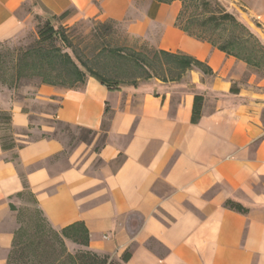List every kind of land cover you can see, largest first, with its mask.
<instances>
[{
	"label": "crops",
	"instance_id": "obj_1",
	"mask_svg": "<svg viewBox=\"0 0 264 264\" xmlns=\"http://www.w3.org/2000/svg\"><path fill=\"white\" fill-rule=\"evenodd\" d=\"M230 4L247 11L240 18L264 41V0ZM181 8L180 1L0 0V42L70 11L64 25L114 20L131 37L213 72L116 89L95 78L79 90L37 85L33 96L31 85L1 87L14 147L0 139V264H8L26 195L55 231L83 222L88 250L112 258L129 251L128 264H264V75L176 27ZM196 95L204 103L194 124ZM51 103L52 113H34ZM50 120L93 138L66 143ZM228 200L248 213L228 209Z\"/></svg>",
	"mask_w": 264,
	"mask_h": 264
},
{
	"label": "trees",
	"instance_id": "obj_2",
	"mask_svg": "<svg viewBox=\"0 0 264 264\" xmlns=\"http://www.w3.org/2000/svg\"><path fill=\"white\" fill-rule=\"evenodd\" d=\"M175 1L182 3L176 27L189 36L203 41V43H210L229 56L259 68V65L254 64L252 58L242 56L236 52L234 42L220 45L207 34L209 29L216 30L226 24L238 26L253 34L254 31L244 20L235 14H230L219 2L214 0H153L154 3L159 5L172 4ZM188 3L197 7L195 13H190ZM70 14L71 12L67 11L53 18L58 22H63ZM40 21L44 23L41 24ZM92 21L96 23L91 35L95 44L91 47V51L87 52L89 48L80 49L74 43V39L70 36V28L63 25L57 28L50 19L38 18V40L36 44L20 52L15 62L14 81L9 84L8 82H1L0 88L7 87L10 90H19L24 86L35 83L37 85L79 90L84 88L88 79L95 78L108 89H116L119 86L121 87L119 82L121 77L116 75L111 77L109 75L108 70L112 65L121 66L128 71L137 73L133 79L126 83L134 87L139 81L152 78L162 81L179 80L187 71L191 72L194 69H199L208 76L213 74L210 67L205 63L182 53L165 52L148 44H143L140 49H135L116 42L118 40L112 38L116 34L115 26L123 23L114 20ZM126 33L128 34L127 30ZM101 69L106 70L103 73ZM203 103L204 97L196 95L192 117V123L194 124L199 123L202 118ZM0 131L2 132L0 139L4 148L14 147L13 143L10 142V145L7 143L9 137L3 135V133H9L10 135L12 133V118L9 113L0 111ZM85 131L94 134L92 131ZM226 207L241 214L248 213L246 208L232 200L226 202ZM12 209L16 210L14 206H12ZM22 229L20 227L16 232L8 264H13V261L19 264H30L31 258L28 253L19 246V236ZM56 236L62 248H64L62 252H57V258L52 259L42 253L39 255L41 257L35 258L36 261L31 264H128L131 259L129 251H126L117 259L90 250L75 255L68 253L65 249L64 240L87 249L90 246V234L83 222H77L60 230L56 233Z\"/></svg>",
	"mask_w": 264,
	"mask_h": 264
},
{
	"label": "rangeland",
	"instance_id": "obj_3",
	"mask_svg": "<svg viewBox=\"0 0 264 264\" xmlns=\"http://www.w3.org/2000/svg\"><path fill=\"white\" fill-rule=\"evenodd\" d=\"M142 1L143 0H138V3L141 4ZM214 1L219 2L221 6L225 8V10L230 14H235L238 17L243 15L245 18H248V14H246L247 11L244 10V8H241L243 12L238 13L234 7H231L230 0ZM188 7L190 13H195L197 11V7L194 4L188 3ZM50 20L57 28L61 25L70 28V36L74 39V43L79 46L80 49L89 48L87 49V52L91 51V47H93L95 44L91 35L93 34V30L96 27V23H94L92 20H83L74 25H64L63 22H58L54 18H50ZM40 23L42 24L44 22L40 21ZM125 28L126 27L124 24L115 26L116 34H114L112 38L118 40L116 42H119L120 44L129 48L133 47L135 49H140L143 44H146L141 39L133 38L128 35ZM37 30L38 24L35 28L33 27L26 30L19 39L10 42H2L0 44V83L8 82L9 84L11 81H14L15 62L17 56L20 54V52L36 44L38 40ZM207 34L209 37H212L217 42V44L220 45L234 42L236 45V52L242 56H249V58H252L254 64L259 65L258 68L256 66L247 64L250 68V71L257 72L259 75H264V41L257 34L248 33L247 30L231 24H226L216 30L209 29ZM113 43L115 44V41ZM108 61L110 62V60ZM110 64L112 63L110 62ZM101 70L104 73L106 69ZM108 71L111 77H114L115 75L121 77L119 80L121 86L128 85L126 83L133 79V77L137 74L134 71H128L127 69H124V67L117 65H112L109 67ZM34 84L29 87L30 89L28 93L30 96H33L36 93L35 90L37 88V84ZM55 107L56 104L52 103L36 105L33 107V111L34 113H52ZM39 122L42 121L39 120L37 123ZM45 123L50 125L52 124L55 128V132L61 139L66 141V143L74 144L75 142L79 141L89 142L93 138V134H89L85 130L66 125V123L63 124L52 120L48 122L45 121ZM3 135L9 137V139H7V143L12 141V135H9V133H3ZM99 140L98 146H101L104 138L101 137ZM18 209L20 210V227L23 228L19 236V246H21L20 248H24L25 252L28 253V256L31 258L29 263L31 264L32 262L36 261L35 258L38 259L39 255L42 253L43 255L52 259L57 258V252H62L64 250L56 236V233L60 232V230L55 231V229H53L49 223L46 222L36 207L34 200L29 195H26L23 198ZM64 242L65 249L70 254L75 255L88 250L87 248L76 245L68 240H64ZM13 264L19 263L13 261Z\"/></svg>",
	"mask_w": 264,
	"mask_h": 264
}]
</instances>
